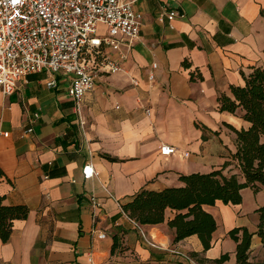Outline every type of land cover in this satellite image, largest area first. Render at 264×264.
<instances>
[{
    "label": "crops",
    "instance_id": "1",
    "mask_svg": "<svg viewBox=\"0 0 264 264\" xmlns=\"http://www.w3.org/2000/svg\"><path fill=\"white\" fill-rule=\"evenodd\" d=\"M163 8H177L185 19L160 21ZM135 9L143 26L123 71L95 80L80 116L61 75L52 89L42 72L19 81L11 96L0 91V195L5 206L28 209L0 241V264H215L224 254L223 264H236L228 236L234 228L252 235L248 262L264 264L256 213L264 187L243 189L240 205L203 207L217 225L205 252L196 236L173 242L170 211L164 223L137 228L121 210L143 190L178 187L181 175L230 162L234 131L249 124L240 110L219 112L217 98L231 97L230 87H243L255 68L264 70V0H141ZM33 113L39 118L27 134ZM162 145L177 153L162 157ZM86 166L96 174L89 180ZM234 173L233 164L224 170Z\"/></svg>",
    "mask_w": 264,
    "mask_h": 264
},
{
    "label": "built area",
    "instance_id": "2",
    "mask_svg": "<svg viewBox=\"0 0 264 264\" xmlns=\"http://www.w3.org/2000/svg\"><path fill=\"white\" fill-rule=\"evenodd\" d=\"M140 1L0 0L2 95L11 96L19 81L42 72L49 76L47 88H55L56 76L61 75L68 79L66 93L75 114L80 116L84 97L93 90L95 80L101 75L123 71L121 64L139 39L143 26V17L135 9ZM163 19L184 20L185 14L177 8H163L159 20ZM155 69L156 65H152L148 74L150 82L154 80ZM38 118L39 113L28 118L27 134L33 132L32 126ZM159 152L162 157H168L177 150L162 145ZM188 156L184 154L185 158ZM95 175L90 166L82 169L85 180ZM90 202L99 208L94 198ZM181 255L191 261L189 256Z\"/></svg>",
    "mask_w": 264,
    "mask_h": 264
},
{
    "label": "trees",
    "instance_id": "3",
    "mask_svg": "<svg viewBox=\"0 0 264 264\" xmlns=\"http://www.w3.org/2000/svg\"><path fill=\"white\" fill-rule=\"evenodd\" d=\"M264 18V9L260 10ZM187 66L186 63L183 64ZM194 80L192 74L190 77ZM243 87L231 86V97L220 95L217 98V110L235 114L242 112L241 118L249 124L247 130L234 131L235 152L230 162L207 174L193 173L179 176L178 187L165 188L161 191L143 190L137 193L130 202L121 206L127 218L140 226H155L165 222L166 212L172 217L167 226L175 231L173 242L178 243L188 237L196 236L203 251L212 246V236L217 229L213 216L206 212L204 206H214L216 202L236 206L242 201L241 191L251 189L254 193L264 187V70L255 68L244 78ZM109 162L116 160L103 156ZM233 164L237 173L226 175L224 170ZM4 177L0 169V180ZM258 214L257 235L264 242V207L256 210ZM26 206H5L0 195V241L6 243L11 235L13 221L27 218ZM236 244V264H250L249 248L252 235L244 228H234L228 233ZM118 246L113 239L112 250ZM224 254L215 260V264L228 261Z\"/></svg>",
    "mask_w": 264,
    "mask_h": 264
}]
</instances>
